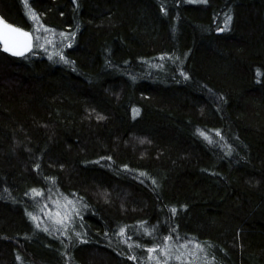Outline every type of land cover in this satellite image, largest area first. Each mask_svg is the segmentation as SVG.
I'll use <instances>...</instances> for the list:
<instances>
[{"label": "trees", "instance_id": "1", "mask_svg": "<svg viewBox=\"0 0 264 264\" xmlns=\"http://www.w3.org/2000/svg\"><path fill=\"white\" fill-rule=\"evenodd\" d=\"M0 15L31 37L0 45V264H153L169 240L264 264V0Z\"/></svg>", "mask_w": 264, "mask_h": 264}, {"label": "rangeland", "instance_id": "2", "mask_svg": "<svg viewBox=\"0 0 264 264\" xmlns=\"http://www.w3.org/2000/svg\"><path fill=\"white\" fill-rule=\"evenodd\" d=\"M45 216L51 224L58 226L57 221L65 219L63 205H54L45 210ZM197 245L192 241L169 240L163 247L155 249L156 251H150L151 262L153 264H205L201 262V250Z\"/></svg>", "mask_w": 264, "mask_h": 264}, {"label": "snow or ice", "instance_id": "3", "mask_svg": "<svg viewBox=\"0 0 264 264\" xmlns=\"http://www.w3.org/2000/svg\"><path fill=\"white\" fill-rule=\"evenodd\" d=\"M33 19H38V17L33 16ZM0 40H3L4 43V50L10 52L12 55L16 56H23L24 52L27 50H30L31 44V37L26 32H20L18 29L12 28L7 24H4L2 21H0ZM14 34V35H12ZM15 36L25 37L27 38L28 42L24 44L23 47H19L17 41L15 40ZM10 38L12 39L11 46L9 44ZM39 195V193H37ZM71 203V201H69ZM59 215V214H57ZM35 219V217H33ZM58 223H62L61 220L57 221ZM123 234V233H121ZM198 247V245H197ZM149 251H156L155 249H149ZM179 259V257H177Z\"/></svg>", "mask_w": 264, "mask_h": 264}, {"label": "water", "instance_id": "4", "mask_svg": "<svg viewBox=\"0 0 264 264\" xmlns=\"http://www.w3.org/2000/svg\"><path fill=\"white\" fill-rule=\"evenodd\" d=\"M0 21H2L4 24L9 25L12 28L18 29L20 32H24L23 30H21L17 26H15V25L11 24L10 22H8L7 20H5L1 15H0ZM0 27H2V25H0ZM12 35H14V34H12ZM15 40L17 41L19 47H23L24 44H26L28 42L27 38L20 37V36H15ZM11 43H12V39L10 38V40H9L10 46H11ZM0 45L4 47L3 40H0Z\"/></svg>", "mask_w": 264, "mask_h": 264}]
</instances>
